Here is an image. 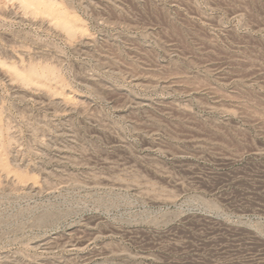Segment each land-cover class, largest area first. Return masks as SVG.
<instances>
[{"label": "rangeland", "instance_id": "1", "mask_svg": "<svg viewBox=\"0 0 264 264\" xmlns=\"http://www.w3.org/2000/svg\"><path fill=\"white\" fill-rule=\"evenodd\" d=\"M0 264H264V0H0Z\"/></svg>", "mask_w": 264, "mask_h": 264}, {"label": "bare ground", "instance_id": "2", "mask_svg": "<svg viewBox=\"0 0 264 264\" xmlns=\"http://www.w3.org/2000/svg\"><path fill=\"white\" fill-rule=\"evenodd\" d=\"M251 240V239H250Z\"/></svg>", "mask_w": 264, "mask_h": 264}]
</instances>
